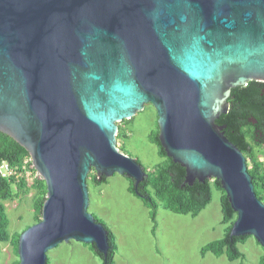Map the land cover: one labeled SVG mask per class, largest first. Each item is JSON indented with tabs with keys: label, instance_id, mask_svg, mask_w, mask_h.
<instances>
[{
	"label": "water",
	"instance_id": "1",
	"mask_svg": "<svg viewBox=\"0 0 264 264\" xmlns=\"http://www.w3.org/2000/svg\"><path fill=\"white\" fill-rule=\"evenodd\" d=\"M254 81L264 83V0H0V132L47 186L42 220L20 236V264H47L71 241L108 255L87 178L145 181L117 135L148 104L185 183L218 180L237 215L231 236L264 248V202L217 124L232 90Z\"/></svg>",
	"mask_w": 264,
	"mask_h": 264
},
{
	"label": "rangeland",
	"instance_id": "2",
	"mask_svg": "<svg viewBox=\"0 0 264 264\" xmlns=\"http://www.w3.org/2000/svg\"><path fill=\"white\" fill-rule=\"evenodd\" d=\"M124 136L118 137L119 149L138 160L148 171L155 172L166 159L159 155L158 148L150 141L158 130V113L152 104L146 105L132 121L118 123ZM254 155L263 162L264 148L256 147ZM130 182L126 176L115 174L105 183H88L90 192L89 212L102 221L114 234L118 250L115 264H260L264 248L250 237L239 249L245 259L230 262L226 255L216 257L208 253L204 258L201 249L210 242L224 237L229 224H223L221 199L223 193L213 188L211 203L193 218L175 214L166 208L153 188V197L158 203L157 228L153 232L151 210L141 199L128 191ZM16 191V190H15ZM37 192H21L5 201L10 218V233H23L35 222L34 200ZM0 264H16L20 258L11 242L0 244ZM51 264H102L87 245L75 241L62 243L48 253Z\"/></svg>",
	"mask_w": 264,
	"mask_h": 264
},
{
	"label": "trees",
	"instance_id": "3",
	"mask_svg": "<svg viewBox=\"0 0 264 264\" xmlns=\"http://www.w3.org/2000/svg\"><path fill=\"white\" fill-rule=\"evenodd\" d=\"M229 105V112L222 115L217 121V124L224 127L223 131L225 136L247 158L248 172L253 178L256 194L264 202V160L261 162L260 157L258 158L254 155L256 147L264 148V83L254 81L250 82L247 86L233 89L229 99ZM133 119L125 120L123 123L130 122ZM159 134L158 126L157 132L151 134L150 141L157 146L159 155L166 159L165 163L160 165L155 172H148L144 168L148 176L137 189L135 188V181L128 178L130 182L128 191L141 199L144 205L151 210L150 217L154 223L153 232L155 233L157 228L158 203L153 197L150 188H153L155 195L166 203L168 210L175 214L190 215L196 218L211 203L213 188L215 187L223 193L221 199L222 223L229 224L230 226L222 239L205 245L201 249V255L203 258L208 253L218 258L226 255L230 262L244 260L245 255L239 249V245L244 244L250 236H231V230L237 215L231 208L226 192L222 189L220 182L211 179L204 183L196 181L193 186L186 184V169L167 157L161 146ZM120 136L125 137L121 126H119L118 132V137ZM120 150L125 153L124 149ZM29 157V152L23 146L9 135L0 132V164L8 162L12 167H17L21 174L19 179L12 177L8 180L0 177V244L11 242L14 247V252L18 257L21 233L11 235L9 230L10 218L6 210L5 201L19 196L21 192L26 193L35 190L37 192L34 200L35 222L39 223L42 220V209L47 197V186L42 178H36L33 180L31 186L28 185L27 178L24 175L25 170L23 165L25 159ZM90 181L96 185H100L105 183L107 178H99L95 170H92L87 178V183ZM95 218L97 222L102 223L109 231L110 250L108 255L104 256L97 250L95 245L87 246L102 260V264H115V255L118 250L116 238L102 221L97 217ZM1 253L2 249L0 247V260ZM16 264H20V260ZM47 264H51L49 257ZM237 264L243 263L239 262ZM260 264H264V256Z\"/></svg>",
	"mask_w": 264,
	"mask_h": 264
},
{
	"label": "built area",
	"instance_id": "4",
	"mask_svg": "<svg viewBox=\"0 0 264 264\" xmlns=\"http://www.w3.org/2000/svg\"><path fill=\"white\" fill-rule=\"evenodd\" d=\"M23 168L25 170V177L27 178L28 185L31 186L36 178H41L38 171L35 169L31 156L24 161ZM21 176L17 167H12L8 162L0 164V177L10 180L12 177L19 179Z\"/></svg>",
	"mask_w": 264,
	"mask_h": 264
}]
</instances>
